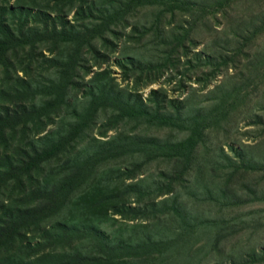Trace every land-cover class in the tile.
Returning a JSON list of instances; mask_svg holds the SVG:
<instances>
[{"label":"rangeland","instance_id":"rangeland-1","mask_svg":"<svg viewBox=\"0 0 264 264\" xmlns=\"http://www.w3.org/2000/svg\"><path fill=\"white\" fill-rule=\"evenodd\" d=\"M92 1H98L93 15L87 9L88 16L77 21L76 9L70 10L61 0H0V10H5L4 19L15 33L23 30L42 35L46 23L52 28L63 16L76 31L85 33L103 17L116 15L127 0ZM166 1L122 10L127 22L120 18L115 22L119 26L112 25L104 40H95V51L85 48L79 71L89 84L96 72L108 70L115 79L113 89L134 91L148 103L152 91H158L151 108L160 103L162 117L174 122L166 125L145 119L137 123L132 119L119 122L105 136L104 124L111 115L102 113L92 137L99 140L80 145L71 158L56 162V172L90 145L115 140L182 142L190 135L184 126L201 118L207 131L196 162L170 193L154 198L153 192L181 169L166 158L150 160L135 176L122 178L146 162L142 154L129 155L111 162L100 173L104 179H112V186L134 185L149 192L131 195L127 204L131 208L151 209L175 202L179 211L122 217L110 210L97 225L116 242L162 240V249L156 254L159 264H264V201L253 199L254 194L264 195V30L260 32L264 0ZM102 9V13L96 12ZM42 50L47 58L60 62L72 52L65 45L53 51L51 43ZM19 59L23 58L13 61L14 82L26 76L27 63ZM38 69L26 79L46 82L48 77L40 74L48 75L47 66L38 65ZM110 81L106 78L100 84ZM4 82L6 87L11 84L1 70L0 84ZM85 89L73 93L72 105L87 101ZM71 119V112L64 111L47 132ZM207 220L216 224H207Z\"/></svg>","mask_w":264,"mask_h":264},{"label":"trees","instance_id":"trees-1","mask_svg":"<svg viewBox=\"0 0 264 264\" xmlns=\"http://www.w3.org/2000/svg\"><path fill=\"white\" fill-rule=\"evenodd\" d=\"M61 1L68 4L70 10L76 9V21L88 16L87 12L92 16L98 4L90 0ZM161 2L167 1L127 0L121 3L116 15L103 17L100 24L85 33L76 31L67 16H63L57 18L59 24L54 23L52 28L46 23L39 36L23 30L15 33L4 19L5 10L1 8L0 71L3 70L11 84L8 87L5 82L0 84V264H159L156 254L162 249V240L138 244L116 242L97 223L109 216L110 210L122 217H127V213L135 216H145L148 212L164 214L171 210L178 212L176 203L154 205L151 209L140 205L131 208L127 206L131 195L149 192L134 185L112 186V179H104L100 173L111 162L129 155L142 154L146 162L137 166V171L125 172L122 178L135 176V172L142 171L150 160L166 158L176 161L181 169L165 186L158 185L153 192L154 198L170 193L196 162L198 146L206 135V122L201 118L193 119L192 125L184 126L190 130V135L179 143L115 140L90 145L66 163L59 173L54 164L71 158L80 145L99 140L92 137L102 113L111 115L104 124L106 129L102 134L105 136L119 122L132 119L137 123L145 119L166 125L174 122L172 118L162 117L158 108L161 104L157 101L158 106L151 108L158 91H152L148 103L134 91L119 93L113 89L111 83L115 79L108 70L96 72L89 84L79 71L85 48L95 51V40H104L112 25L119 26L115 22L120 18L127 22V13L123 15L122 10L128 12L135 4ZM87 9L90 10L86 12ZM101 11L103 9L96 10ZM263 30L264 27L260 32ZM49 43L53 51L60 45L70 47L69 59L60 62L47 58L42 47ZM19 57L23 58L19 59L22 64L27 63L26 76L14 82L11 71L13 61ZM38 65L47 66L48 75L40 74L48 77L46 82L28 81L27 76L31 79L32 72L39 71ZM106 78L111 79L110 83L100 84ZM83 87L87 91L84 93L87 101L72 105L73 93L77 91L78 94ZM66 110L72 114L70 122L47 132ZM255 168L259 167L255 165ZM55 175L59 176L53 180ZM253 199L264 201V195L254 194ZM207 224H216V221L207 220Z\"/></svg>","mask_w":264,"mask_h":264}]
</instances>
